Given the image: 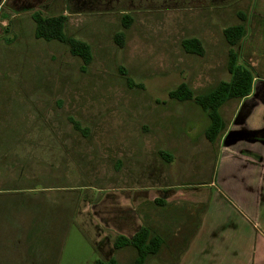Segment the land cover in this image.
Listing matches in <instances>:
<instances>
[{
    "label": "rangeland",
    "instance_id": "obj_1",
    "mask_svg": "<svg viewBox=\"0 0 264 264\" xmlns=\"http://www.w3.org/2000/svg\"><path fill=\"white\" fill-rule=\"evenodd\" d=\"M253 8L257 0L37 5L34 12L45 16H68L65 35L91 47L85 68L66 45L35 38L31 12L0 8V264L106 262L93 230H84L77 219H94L93 208L97 214L101 198L114 190L166 187L186 198L171 201L166 212L148 203L139 214L144 218L153 210L155 231L165 240L148 264H176L203 211L227 207L211 197L216 187L225 189L224 165L220 149L205 136L207 113L169 94L186 83L197 96L206 95L230 80L223 31L241 23L239 12L248 17ZM124 14L134 18L127 30ZM122 31L123 47L116 41ZM188 38L203 42V56L184 51ZM250 59L240 48V62L248 65ZM238 104L231 101L222 111L229 115ZM255 107L250 125L262 127L264 102ZM196 190L206 201H189L187 193ZM101 227L111 241L119 234L112 225ZM114 256L119 264H132L136 251Z\"/></svg>",
    "mask_w": 264,
    "mask_h": 264
},
{
    "label": "crops",
    "instance_id": "obj_2",
    "mask_svg": "<svg viewBox=\"0 0 264 264\" xmlns=\"http://www.w3.org/2000/svg\"><path fill=\"white\" fill-rule=\"evenodd\" d=\"M47 1L54 0H0V8L15 13H33L37 5ZM254 8L247 17V35L240 47L244 46L251 58L248 66L255 77L253 91L248 97L238 100L236 110L229 115L221 111L226 127L215 143L222 154L221 181L225 189L220 190L213 185L216 192L210 196L212 199L217 196V200L227 208L219 204L210 205L208 211L199 213L203 218L200 217L176 264H264V126L250 125L252 109L264 102V60L261 59L264 57V0H257L256 11ZM181 192L168 187L157 191L152 188L117 189L101 198L97 214L93 208L92 216L99 223L94 219L77 220L84 230H89V227L93 230V241L102 258L109 261L116 258L117 251L114 241L109 240L101 225H112L118 235L130 238L143 226L159 234L155 231L159 227L158 217L153 210H147L142 218L139 214L141 207L148 203L156 204L157 199H162L164 204L156 205L164 207L166 212L171 201L186 198ZM203 196L198 190L187 193L189 201L195 204L206 201L201 200L206 199ZM164 222L162 219L163 226Z\"/></svg>",
    "mask_w": 264,
    "mask_h": 264
},
{
    "label": "trees",
    "instance_id": "obj_3",
    "mask_svg": "<svg viewBox=\"0 0 264 264\" xmlns=\"http://www.w3.org/2000/svg\"><path fill=\"white\" fill-rule=\"evenodd\" d=\"M84 3V0H77ZM88 3H95L98 0H91ZM86 3V2H85ZM241 23L232 25L224 29V37L230 47L228 70L231 74L229 81L220 82L216 88L206 95H196L195 92L186 83H182L175 90L171 91L169 97L179 102L194 101L208 115L210 123L206 129L205 136L207 140L215 144L218 142L221 134L225 130L226 124L221 114L225 104L233 100H242L253 91L254 73L252 69L240 62V47L247 35V16L243 13H238ZM35 23V38L45 42L57 41L67 46L69 53L77 57L82 62V67L90 65L92 61L91 47L81 40L68 37L64 33V28L67 24L68 17L63 14L45 16L40 11L33 12L31 15ZM124 29H129L134 22V18L130 14H124L123 18ZM125 31L119 32L116 35V41L124 46ZM182 47L186 53L203 56L205 47L203 42L198 38H188L183 40ZM126 82L130 88L134 87L132 79L127 76ZM72 121L76 131L83 132L79 123ZM171 158V157H170ZM156 204H164L162 199H157ZM165 240L159 234L143 226L133 237L125 235H117L114 240V248L116 251L133 248L136 251V257L132 264H147L149 259L159 255L163 248ZM187 246V245H186ZM95 264H119L116 258L109 261L97 260Z\"/></svg>",
    "mask_w": 264,
    "mask_h": 264
}]
</instances>
